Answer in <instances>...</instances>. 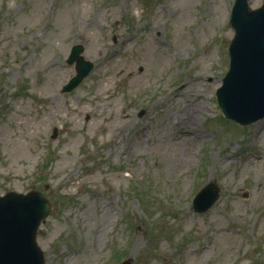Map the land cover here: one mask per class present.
<instances>
[{
	"label": "rangeland",
	"instance_id": "374dc122",
	"mask_svg": "<svg viewBox=\"0 0 264 264\" xmlns=\"http://www.w3.org/2000/svg\"><path fill=\"white\" fill-rule=\"evenodd\" d=\"M233 3L0 0V194L52 201L46 264H264V120L215 98ZM78 45L95 68L63 93Z\"/></svg>",
	"mask_w": 264,
	"mask_h": 264
},
{
	"label": "water",
	"instance_id": "95a60500",
	"mask_svg": "<svg viewBox=\"0 0 264 264\" xmlns=\"http://www.w3.org/2000/svg\"><path fill=\"white\" fill-rule=\"evenodd\" d=\"M245 2L238 0L233 11L231 23L236 36L229 50L230 70L216 95L224 117L240 124L264 117V6L248 12ZM80 52L81 48L76 47L72 60ZM91 68V64L78 60V76L66 91L76 87ZM216 199L217 190L211 184L199 195L196 210L209 209ZM51 210L50 202L36 192L0 198V264H43L35 236Z\"/></svg>",
	"mask_w": 264,
	"mask_h": 264
}]
</instances>
